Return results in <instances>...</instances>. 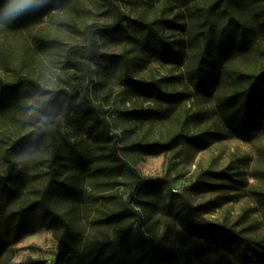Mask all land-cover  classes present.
Returning <instances> with one entry per match:
<instances>
[{"label":"rangeland","instance_id":"obj_1","mask_svg":"<svg viewBox=\"0 0 264 264\" xmlns=\"http://www.w3.org/2000/svg\"><path fill=\"white\" fill-rule=\"evenodd\" d=\"M28 10L42 16L18 29L0 16V176L12 177L0 179V264H264V108L248 139L217 113L264 72V0H36ZM236 22L248 28L244 51ZM151 145L163 152L139 148ZM49 185L73 248L63 262V228L16 242L9 229ZM183 217L222 234L191 235Z\"/></svg>","mask_w":264,"mask_h":264},{"label":"trees","instance_id":"obj_2","mask_svg":"<svg viewBox=\"0 0 264 264\" xmlns=\"http://www.w3.org/2000/svg\"><path fill=\"white\" fill-rule=\"evenodd\" d=\"M3 9L4 1L0 0V16L3 13ZM41 16L42 14L40 15L27 9L22 15L10 20V27H12L13 29L22 28L29 25L34 20L39 19ZM236 28L239 33L238 49L243 50L246 48V40L249 37L248 28L240 22H236ZM212 47V41H208L207 48ZM251 79L252 80L249 89L243 94V98L240 102L234 103L224 101L217 106V113L221 121L231 130V132H233L240 139H248L257 129V119L260 117V113L264 108V72L257 76H252ZM12 88V91L15 92V85ZM158 93V97H161L160 99H163L162 97H165L159 90ZM44 109L47 119H50V113L46 108ZM86 111L89 113L88 116L94 122L101 124L102 132L107 137H109L108 128L103 125L97 112L89 106L86 107ZM202 137L203 136H200V138H194L193 140H198ZM198 141L202 142L203 139ZM174 143V140L173 143L170 142L168 148L171 147ZM139 148L144 149L147 153H151L152 151H155L156 153L163 152V147L160 145H151ZM112 156L119 165L128 167L127 164L118 156L115 146ZM12 169H15L14 163L9 164V170ZM0 179L6 182L10 181L12 177L11 174H8L6 177L0 176ZM50 188L51 185L47 186L38 202L31 204L28 207L22 208L17 212L16 217L12 220L9 229L10 233L14 236L12 241L16 242L21 236L34 233L43 227L49 230L63 228L62 234L57 238V261L63 262L67 257L73 254V248L71 247L70 243L66 241V235L69 231L67 223L47 204V200L50 194ZM260 197L262 198V202H264V194H260ZM181 223L185 231L194 236L207 237L209 235L212 236L216 234H222V230L212 224L197 226L184 217L182 218ZM4 247V240L0 237V252ZM251 260L252 258L249 256L247 259H245L244 263H250ZM261 261L262 263H264V259H261Z\"/></svg>","mask_w":264,"mask_h":264},{"label":"clouds","instance_id":"obj_3","mask_svg":"<svg viewBox=\"0 0 264 264\" xmlns=\"http://www.w3.org/2000/svg\"><path fill=\"white\" fill-rule=\"evenodd\" d=\"M36 6V0H7L3 10V19L12 20L22 15L25 10ZM21 160H28L30 157L27 154L19 157Z\"/></svg>","mask_w":264,"mask_h":264}]
</instances>
